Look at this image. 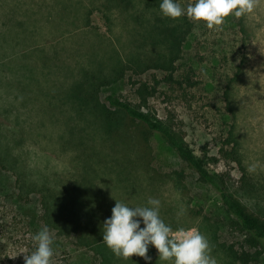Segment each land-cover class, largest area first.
I'll use <instances>...</instances> for the list:
<instances>
[{
    "label": "rangeland",
    "instance_id": "obj_1",
    "mask_svg": "<svg viewBox=\"0 0 264 264\" xmlns=\"http://www.w3.org/2000/svg\"><path fill=\"white\" fill-rule=\"evenodd\" d=\"M179 2L186 6L188 0ZM159 3L45 0V16L50 19L55 11L53 21L62 23L63 29L44 31L34 43L22 46L28 54L24 58L0 60V67L13 71L3 78L7 87L0 82V238L9 247L13 244L11 256L2 255L0 264H24L25 254H30L24 246L31 234L26 236L23 226L32 221V214L27 213L32 203L19 196L23 180L26 186L52 188L57 195L80 188L78 184L85 181L87 187L82 188L99 200L83 197L74 209L101 231L115 199L144 206L149 197L158 198L159 214L173 229L171 235H178L180 228L202 232L218 264H264V252L256 256L246 235L233 228L220 204L213 205L218 198L214 189L205 188V216L190 218L175 203L181 196L171 183L151 180L140 167L127 178L119 173L126 167L131 147L113 143L125 116L109 104L108 95L168 122L212 171L225 175L231 191L249 211L264 218V0H256L251 14L230 15L213 29L203 21L163 17ZM88 13L89 24L85 21ZM171 34L177 37L175 47ZM52 53L62 58L51 61L46 54ZM172 58L178 69L192 66L197 70L195 80L200 84L187 95L168 87L163 80L166 73L157 67ZM238 64L243 70L232 86L229 110L224 93L236 77ZM143 83L151 93L139 91ZM234 121L242 164L231 159L230 147L225 145ZM62 201L68 202L67 196ZM167 211L184 221L170 220L173 214ZM99 246L105 264H171L159 260L152 245L147 253L151 260L135 254L124 259L103 241ZM77 247L69 243V255L59 251L51 264H71ZM242 252L251 254L250 262L235 260L234 255ZM90 258V264L102 263L96 251H91Z\"/></svg>",
    "mask_w": 264,
    "mask_h": 264
},
{
    "label": "trees",
    "instance_id": "obj_2",
    "mask_svg": "<svg viewBox=\"0 0 264 264\" xmlns=\"http://www.w3.org/2000/svg\"><path fill=\"white\" fill-rule=\"evenodd\" d=\"M110 1L130 3V0ZM2 2H4V5H0V60L12 62L15 59L24 58L28 54H26V50H21L22 46L26 47L34 43L36 38L43 36L44 31L63 29L62 23L53 21L52 16L56 14L55 11H51L50 19L45 16V0H3ZM27 6L30 8H27ZM46 10L48 11L47 8ZM76 18L71 19L76 20ZM89 20L90 14L88 13L85 21L89 24ZM180 35L182 36V34ZM170 36L174 39L172 40L173 47H175L177 37L174 38L173 34ZM46 51L47 49H45V53ZM46 55L49 60L53 58L51 61L62 58L61 55L57 58L53 57V53ZM154 67L156 69L158 67L166 73L163 80L168 87L173 91L182 92L183 95H187L188 90L200 84L199 80H195L197 70L192 66L178 69L175 65V58L165 61L164 64L157 63V67ZM236 69V77L227 83L224 93L229 104V110L231 108L232 86L243 70L242 64H238ZM12 72L0 67V82H3L5 87H7L8 83L4 82L3 78L11 76L10 73ZM141 89L151 93L147 83L141 84L139 91ZM143 94L144 92H142ZM106 100L112 107L121 110L125 116L122 130L113 134V143L119 142L120 144L122 142L131 147L130 156L128 155L125 160L126 164L124 163L126 167L121 168L119 171V173H124V178L130 176V172L140 167L152 177L151 180L171 183L175 192L181 196L180 200L175 202L178 204L176 205L182 208L190 218L205 216L204 213L208 209L206 202H204L206 201L205 188L214 189L218 194V198L213 205L219 206L220 204L222 211L230 216L233 228L246 235L249 245L256 250V256L264 252V218L249 211L247 206L237 198L231 191L225 175L212 171L205 160L195 153L168 122L158 119L140 106L134 105L118 96L108 95ZM230 125L225 141V145L230 147L228 155L232 160L242 164L240 144L235 130L236 122L234 121ZM94 153L96 154L95 151ZM81 181L84 180L81 179ZM80 183L78 184L80 188L57 195L58 193L54 192L52 188L41 186V189L38 184H31L32 186L27 184L26 186L23 180L24 185L20 187L19 196L23 199L26 197L28 203H32L31 212H27L29 215L30 213L32 214L30 218L32 221H30L31 223L28 222V225L24 224L23 226L26 230L24 232L26 236L28 233L31 234L27 237L29 243L26 245L22 244L25 245V248H28L26 253H31L34 250L35 245L32 236L46 226L53 237L55 255L59 251L69 255L68 244L73 243L78 245V247L73 252L75 256L73 261L71 260V264H90L92 262L90 258L91 251H96L97 255H101L102 263L100 264L107 262L99 246L102 241L101 229L92 227L74 209L75 203L80 202V200L84 201L83 197L89 201L99 200V196L92 197V195H89L90 193L86 192V189L82 188L87 187L85 181L81 185ZM196 184H199V189H196ZM33 187L39 189V193ZM63 196H67L68 202L62 201ZM34 198H36V202ZM167 212L173 214V216L169 217L171 218L170 220L184 221L175 212ZM213 226L215 228L214 233L217 234L216 220ZM10 229L11 233H15V228L10 227ZM9 245L10 243L8 244L6 239L0 238V257L4 254L7 258L11 256L13 244L11 243L10 247ZM234 258L237 261L248 263L250 262L251 254L249 252L237 253Z\"/></svg>",
    "mask_w": 264,
    "mask_h": 264
},
{
    "label": "clouds",
    "instance_id": "obj_3",
    "mask_svg": "<svg viewBox=\"0 0 264 264\" xmlns=\"http://www.w3.org/2000/svg\"><path fill=\"white\" fill-rule=\"evenodd\" d=\"M256 0H188L182 6L179 0H160L159 9L163 17L203 21L213 29L223 24L230 15L237 18L254 11ZM111 210L102 225V241L113 254L124 259L133 254L151 260L147 255L149 246L156 248L161 261L171 264H218L211 255L208 238L198 230L177 229L178 235H171L173 229L159 214L161 201L149 197L144 206H130L120 200ZM143 225V227H141ZM34 250L25 254L24 264H51L55 255L54 241L45 226L32 236Z\"/></svg>",
    "mask_w": 264,
    "mask_h": 264
}]
</instances>
